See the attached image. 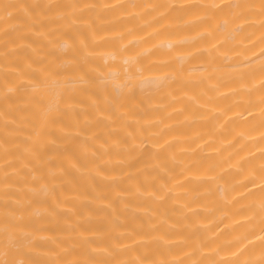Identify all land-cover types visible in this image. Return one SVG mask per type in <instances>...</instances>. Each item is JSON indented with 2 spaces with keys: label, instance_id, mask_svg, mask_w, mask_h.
Returning a JSON list of instances; mask_svg holds the SVG:
<instances>
[{
  "label": "bare ground",
  "instance_id": "obj_1",
  "mask_svg": "<svg viewBox=\"0 0 264 264\" xmlns=\"http://www.w3.org/2000/svg\"><path fill=\"white\" fill-rule=\"evenodd\" d=\"M0 264H264V0H0Z\"/></svg>",
  "mask_w": 264,
  "mask_h": 264
}]
</instances>
